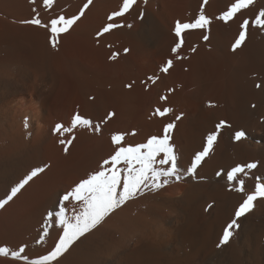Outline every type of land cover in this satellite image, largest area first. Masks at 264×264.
<instances>
[{
	"label": "bare ground",
	"instance_id": "obj_1",
	"mask_svg": "<svg viewBox=\"0 0 264 264\" xmlns=\"http://www.w3.org/2000/svg\"><path fill=\"white\" fill-rule=\"evenodd\" d=\"M233 2L136 0L109 20L123 0H0V200L33 169H43L0 208V247L26 246L30 261L47 254L62 232L51 229L43 242L38 237L61 194L100 170L119 146L161 137L173 123L169 143L179 179L130 200L50 264H264V199L239 219L230 242L218 246L244 198L226 172L256 163L246 191L264 183V28L252 26L264 0L222 22L218 17ZM82 9L55 47L47 28L24 23L38 18L45 25ZM201 14L209 25L175 35L177 22L193 23ZM246 18V39L233 50ZM109 23L121 26L104 33ZM165 108L170 111L157 112ZM76 114L93 126L73 128ZM220 121L227 126L189 174L194 154ZM238 130L246 133L240 141L233 138ZM116 134L120 145L112 141ZM67 207L73 215L74 205ZM30 261L0 255V264Z\"/></svg>",
	"mask_w": 264,
	"mask_h": 264
},
{
	"label": "snow or ice",
	"instance_id": "obj_2",
	"mask_svg": "<svg viewBox=\"0 0 264 264\" xmlns=\"http://www.w3.org/2000/svg\"><path fill=\"white\" fill-rule=\"evenodd\" d=\"M206 2V0H205ZM45 3L51 4L52 0H45ZM91 3V0H89ZM136 0H123V4L118 11L113 12L109 16V20L115 17L123 16L127 13ZM253 4V0H234L230 7L224 11L218 19L222 22H229L242 9H247L249 5ZM87 4L84 6L87 8ZM84 14L83 9L79 15H74L70 18L59 16L53 18L48 24L41 25V20L34 18L24 23H31L47 28L50 32V43L53 47L56 46V38L61 33H66L69 29L80 19ZM210 19L201 14L194 20L193 23H176L175 35L180 38L181 33L187 29L205 28L209 25ZM115 23H109L103 28L106 33L113 28L119 27ZM250 26L249 19H244L240 25L241 31L238 38L232 45L233 50L240 47L246 39V32ZM252 26L264 28V9H261L256 15ZM102 33H98V36ZM208 39L207 36L204 37ZM182 40L178 42L172 51L175 53L181 47ZM125 51H128L127 49ZM172 62L168 61L167 64L161 69L162 72H168ZM153 81L155 77L150 78ZM130 87V86H129ZM161 99H166L161 97ZM169 109L165 108L162 111L157 109L160 115L166 114ZM109 117L113 115L108 114ZM180 117H177L179 119ZM83 125L85 127H92V121L83 118L76 114L72 120L73 128ZM227 126L226 121H220L215 126V131L207 134L205 144L202 150L196 152L192 159L190 166L186 169L189 174H195L196 169L202 161L209 156L211 149L216 142L220 130ZM62 125H57L59 130ZM174 128L173 123L167 124L163 129L161 137L152 136L146 143L135 146H119L114 153L101 162L100 170L92 172L87 178L82 179L74 185L69 191L61 194L59 207L56 211H49L45 214L44 227L42 235L38 237V242H43L50 234V230L55 228L61 231L57 242L54 247L47 253L40 256L38 259L30 261L29 256L26 254V246H20L18 249L9 250L7 247H0V255L8 256L9 252L14 259H23L30 264H50L52 261H57L70 247L82 236L100 225L107 217L120 209L130 200L136 199L145 194V191L153 192L163 186L167 185L169 179L176 177L179 179L177 169V157L173 146L169 143V132ZM99 130V126H96ZM71 129H65L70 131ZM246 137L243 130H238L234 133V139L240 141ZM122 135H113L112 141L116 145L122 142ZM64 143V141H61ZM159 157V159H158ZM257 167L256 163H247L232 167L226 172V179L230 185L234 182L232 190L242 193L244 198L239 203L234 211L233 218L224 226L222 236L219 240L218 246L226 245L230 242L234 230L239 226L238 221L241 217H245L250 213L258 199H264V183L258 182L254 185L253 191H246L245 178L249 174V170ZM43 171L42 168H35L22 179L19 183L11 188L10 195L6 200H0V208L11 200L16 194L38 173ZM224 173L218 172L217 175ZM71 202L74 207L72 208L73 215L69 216V209L67 204ZM78 205V210L77 206ZM213 205L209 204L206 210L210 209Z\"/></svg>",
	"mask_w": 264,
	"mask_h": 264
}]
</instances>
